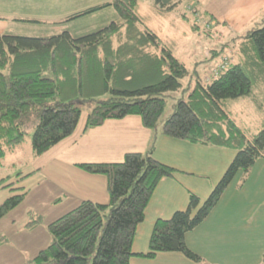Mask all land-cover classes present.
<instances>
[{
	"label": "trees",
	"instance_id": "trees-1",
	"mask_svg": "<svg viewBox=\"0 0 264 264\" xmlns=\"http://www.w3.org/2000/svg\"><path fill=\"white\" fill-rule=\"evenodd\" d=\"M190 1L156 0V5L171 11ZM112 5L122 21L83 36L68 31L43 37L0 33V165L24 141L29 126L34 127L37 154L71 136L82 105L89 102L95 104L85 131L108 120L139 116L143 126L156 134L238 152L210 197L201 205L200 198L191 193L186 210L158 219L149 251L139 254L133 251L137 228L145 221L160 181L173 177L176 170L154 158V144L145 153L127 152L122 162L77 164L89 173L106 176L109 201L84 200L51 222L52 242L31 262L130 264L134 256L155 258L161 252H182L201 262L203 258L188 247L187 234L209 217L237 173L243 171L246 177L263 157L264 126L247 138L223 105L225 100L250 94L254 79L264 80V25L243 36V61L208 83L199 78L184 83L192 73L156 33L141 27L137 0H115L69 18ZM176 91L181 96L174 111L162 120L167 98ZM26 176L18 174L19 180ZM15 183L13 177H5L0 188L10 189ZM15 190L22 191L0 205V219L25 199L23 187Z\"/></svg>",
	"mask_w": 264,
	"mask_h": 264
},
{
	"label": "rangeland",
	"instance_id": "rangeland-1",
	"mask_svg": "<svg viewBox=\"0 0 264 264\" xmlns=\"http://www.w3.org/2000/svg\"><path fill=\"white\" fill-rule=\"evenodd\" d=\"M115 0H0V33L28 37H43L60 34L64 31L74 36H83L102 29L113 21L120 22L117 9L112 5L98 11L79 16L74 19L69 17L86 11L88 8L113 3ZM137 13L141 19V27L156 33L173 54L192 73L191 79L183 82L199 79L208 80L212 69L221 61L224 55L229 57L231 65L235 64V49H240L245 40L236 38L242 34L236 25L223 26L216 24V18L221 17L230 9L239 5V0H192L183 2L171 11H163L156 5V0H137ZM245 12V10H243ZM264 5L258 15L249 19V25L242 29L245 32L255 26L256 21L261 20L258 27L264 25ZM194 25L197 28H194ZM194 85V84H193ZM174 96L167 98L166 111L162 120L169 117L174 111V104L181 96L180 91L173 92ZM93 102L82 105V114L77 130L69 137L55 145L43 154H37L33 147L34 127L26 129L24 141L7 153L0 165V178L13 177L16 182L10 189H0V204L14 194L22 190L27 192L25 199L14 209L9 210L0 219V264H33L31 260L36 254L46 248L52 242L49 224L78 207L84 200H97L102 202L104 195L107 199L109 193L104 175L89 173L77 166L79 163H116L122 162L125 155L121 154L123 146L116 144V138L112 144L110 140L95 128L84 130L87 117L94 107ZM233 119L240 125L258 132L264 125V80L254 79L251 93L239 98L228 99L224 102ZM139 118L140 117H133ZM260 127V128H259ZM226 129V124L224 125ZM254 130V131H255ZM106 132V131H105ZM151 137L153 132L149 129ZM135 139L139 138L136 135ZM140 134V133H139ZM141 142L144 138L141 135ZM135 148V146H134ZM130 149L131 152H143ZM233 150L232 148H226ZM238 150H235V156ZM234 156V157H235ZM228 159V155H226ZM233 159L231 158V163ZM256 170V169H255ZM27 175L19 180L18 174ZM243 171H239L229 187L223 193L219 204L226 208L230 203H237L242 199L241 206H234L240 210L238 222L244 219L250 220L255 204L245 206L243 199L256 190H243L247 179L253 181V173L246 177ZM104 176V177H103ZM213 177V176H212ZM256 178V176H255ZM202 185L204 180L199 179ZM221 181V180H220ZM259 181H255V185ZM108 182V180H107ZM220 182L213 187L214 192ZM187 187V186H186ZM243 190V192H241ZM198 197H205L201 188L190 192ZM201 200V205L206 201ZM109 201V200H108ZM107 201V202H108ZM217 204V205H219ZM257 211L264 210V190H261L257 199ZM215 209V208H214ZM213 209V210H214ZM245 226V225H244ZM212 233V236L221 244L227 240L225 248L208 251L215 252L225 264H231L232 260L241 259L246 263L248 259L257 254L255 264H264V234L255 242L247 240L245 233H240L239 227L228 228ZM221 235V237L219 236ZM242 236L243 241L239 243ZM222 245V244H221Z\"/></svg>",
	"mask_w": 264,
	"mask_h": 264
},
{
	"label": "crops",
	"instance_id": "crops-1",
	"mask_svg": "<svg viewBox=\"0 0 264 264\" xmlns=\"http://www.w3.org/2000/svg\"><path fill=\"white\" fill-rule=\"evenodd\" d=\"M263 5L264 0H239V5L237 3V5L234 6L236 7L235 9L231 8L229 12L224 13L221 17L217 18L216 15L213 14L212 17L216 18L215 21L218 25H236L238 31L242 34L237 35L235 39L241 38V40H243V36L248 31L258 28L260 25L261 20L256 21L255 26L242 32V29L249 25V19H252L253 16L260 13ZM243 10H245V12H243ZM4 20L6 21L5 18H0V21ZM235 51L236 53L234 54L233 61L235 63L243 61L245 58L243 52L240 49H235ZM223 108H225L224 105ZM225 110L235 124L243 130L247 138H252V136L257 134L264 126L258 129V132L255 128L251 130L248 125L243 126L238 123V120L235 121L227 108H225ZM133 117L138 116H127L121 120H108L104 125L95 128V133H102L107 140H110L109 144L115 141L114 138L119 140L116 144L118 143L123 146L121 151L122 155L131 152L130 149L142 151V149L147 148L146 151L142 153L148 152L154 144V158L176 170L173 177L165 178L160 181L146 209L145 221L137 228L135 241L133 243V251L139 254L149 251L150 238L156 221L158 219H170L176 211L186 210L189 206L190 192L195 191L197 193V189L201 188V186L202 190L206 193L205 197L199 196V198H206L217 182H220L223 178L231 164V158L234 160L236 153L234 149L229 150L223 147L195 144L159 133L156 134L151 129L154 135L149 141L148 138L151 137V134L146 132L149 129L143 126L141 118ZM135 133H138L136 135L140 137L142 135L144 142H141L140 137L135 139ZM226 155H228V159H226ZM251 173L254 175L253 181L251 182V178L249 177L243 189L248 190L250 188L256 190V192L247 195V199H243L245 206L248 207L256 203L252 210V218L250 220L244 219L238 222L241 209H235L234 206L236 205L238 207L243 205L242 199H238L237 203L234 205L230 203L226 208L221 207L224 203L221 201L199 227L187 234L186 241L188 247L193 252L200 255L203 261L196 262L188 258L182 252H161L158 253L155 258L134 256L131 258L130 264H225L215 255V252L207 250L209 248V250L214 249V251H217L221 247L225 248L227 240L223 241L221 245L219 240L212 236V233L219 232L218 229L223 231V227H225V230H228L229 227H239L240 233L242 234L244 232L245 236H247V240L255 242L264 234V210L257 211V199H259L261 190H264V181H259L257 185L254 184L255 181L264 179V152L263 157L255 163ZM202 178L210 179V182L204 180L201 185L199 179ZM2 179H4V177L0 178V181ZM104 183L107 185V180H105ZM243 190L241 192H243ZM104 198L102 202L107 203L109 198L107 199L106 194ZM205 200H207V198ZM219 236L221 237V235ZM242 241L243 239L241 236L239 238V243ZM255 256H257V254H253L246 263L241 259L236 260L235 258V260H232L231 264H255L257 262L254 258Z\"/></svg>",
	"mask_w": 264,
	"mask_h": 264
},
{
	"label": "built area",
	"instance_id": "built-area-1",
	"mask_svg": "<svg viewBox=\"0 0 264 264\" xmlns=\"http://www.w3.org/2000/svg\"><path fill=\"white\" fill-rule=\"evenodd\" d=\"M230 66V60L229 57L224 55L221 59V61L212 69L211 74L208 77V80L217 78L220 76L223 72H225Z\"/></svg>",
	"mask_w": 264,
	"mask_h": 264
}]
</instances>
